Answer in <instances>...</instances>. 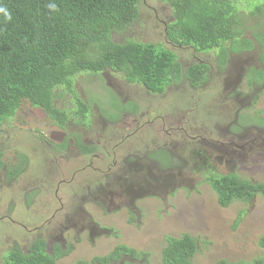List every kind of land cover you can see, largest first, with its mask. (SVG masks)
Listing matches in <instances>:
<instances>
[{"label": "rangeland", "instance_id": "obj_1", "mask_svg": "<svg viewBox=\"0 0 264 264\" xmlns=\"http://www.w3.org/2000/svg\"><path fill=\"white\" fill-rule=\"evenodd\" d=\"M241 3L246 23L241 27L243 37L252 40L253 47L232 52L230 63L220 67L211 58L216 49L210 51V56L209 52L196 51L193 46L180 47L165 40V26L172 18L168 2L139 0V20L128 31L113 33L115 41L130 38L162 42L175 50L181 66L202 60L212 63L207 85L193 91L189 90L190 82L182 79L175 81L164 95L157 96L148 94L142 84H127L111 70L98 75L84 73L77 78L76 88L83 99H86L83 90L86 82L90 99H97L111 116L118 113L116 106L120 100L133 99L140 107L139 115L144 117L140 126L130 122L138 118L121 114L111 120L101 109L103 117L97 103L90 102L95 109L94 113L90 112L93 130L74 123L62 128L28 100L22 102L14 116L0 124V151L7 164L13 167L20 161V154L28 159L18 179L9 180L6 173L0 179V215H11L16 222L8 218L0 220V264L12 245L18 243L25 249L39 236L47 240L50 249L55 243L65 250L71 247L58 264L91 261L106 255L118 244L149 253L146 264H163L162 250L167 236L178 237L185 232L198 239L196 264L264 257V248L258 243L264 234L263 196L258 193L250 201H235L222 207L207 181L209 173L217 172L264 182V130L256 128H264V79L252 90L247 80L250 68H264L263 46L254 36L257 30L264 32V0H241ZM253 9L257 13L250 16ZM240 90L249 94H239ZM66 100L60 99L59 105ZM160 122L167 126L166 133ZM174 126L188 130L182 131L188 142L208 149L205 154L195 147L200 161L191 158L186 161L183 146L170 142ZM228 128L240 133L232 138L233 143L226 134ZM96 131L103 134L98 137L99 151L93 161L98 169L93 173L86 166L89 157L84 160L79 155L74 141L75 134L81 133L86 142H92ZM183 136L181 139L186 140ZM219 138L221 144L215 143ZM66 140L70 150L60 153L51 147ZM103 141H107L106 147ZM222 142L228 144L223 146ZM102 148L113 151L114 158L104 156ZM158 149L168 150L165 161L171 157V165L150 158ZM134 153L137 156L132 165L123 168V164H131L127 159ZM77 170L80 171L75 175ZM89 178L102 182L103 186L106 182L107 186L115 184L122 191L120 195L108 191L95 198L77 192L78 186ZM132 184L138 187L133 189ZM116 204L121 209L113 207ZM85 210L94 219L83 230H75L77 223L73 224L71 219L88 218ZM54 212L56 216L51 217ZM34 213L46 214L40 216L41 222L46 220L43 228L33 229L38 226L31 219ZM95 226L98 230L92 236ZM102 227L112 229L103 233ZM135 262L139 264L141 259L127 255L111 264Z\"/></svg>", "mask_w": 264, "mask_h": 264}, {"label": "trees", "instance_id": "obj_2", "mask_svg": "<svg viewBox=\"0 0 264 264\" xmlns=\"http://www.w3.org/2000/svg\"><path fill=\"white\" fill-rule=\"evenodd\" d=\"M165 1L171 6L172 13L164 32L168 43L180 47L190 45L196 51L209 52V55L211 50L216 49L215 55L210 56L220 67L229 64L231 51L252 49L253 41L243 37L241 29L246 24L241 0ZM50 5H55V8ZM138 6L139 0H0V9L5 10L0 11V124L14 116L22 102L28 100L35 107L42 108L62 128L68 123H74L87 130L92 129L93 115L90 112L94 113L95 109L90 102H96L99 114L102 109L104 116L111 120L126 112L130 119L138 118L136 125H141L144 117L139 115L140 107L133 99L125 102L120 100L116 106L118 113L111 116L97 99H90L85 82L84 100L76 88L77 78L84 73L98 75L111 70L129 85L142 84L146 92L153 96L164 95L175 81H179L175 79L182 73L185 75L182 79L190 82L189 90L195 91L207 85L212 65L208 61L181 66L175 50L168 49L162 42H142L130 38L114 40L113 33L128 31L139 20ZM255 13L257 10L253 9L250 16ZM7 14H10L11 19L7 18ZM260 32L257 30L254 36L263 46L261 60L264 67V32ZM263 79L264 68H250L247 73L249 89L252 90ZM243 92L249 94L243 90L239 94ZM114 95L118 97L116 93ZM65 98L66 102L59 105V100ZM159 125L166 133L165 123L160 122ZM174 129L175 133L169 135L170 142L183 146L186 161L190 158L195 162L200 161L196 157L198 152L195 147L205 154L208 149L192 144L186 138L181 139V128ZM96 133L103 134L100 131ZM75 137L83 153L95 149L84 143L81 133H76ZM68 145L69 141L66 140L59 145L51 144V147L66 150ZM121 149L125 150V147ZM166 151L158 149L152 153L154 158H150L162 159L164 163L167 162L165 166H169L171 157L165 161ZM135 158L132 156L127 161L132 163ZM19 159L10 167L0 151V179L3 173H6L9 180H16L22 175L28 159L22 154ZM129 166L123 164V168ZM209 174L207 181H210L222 207H228L235 201H250L258 193L264 198L262 181L243 179L235 173ZM78 187L80 192L94 198L103 196L105 189L122 191L115 184L90 185V189L87 186ZM130 195L133 196V193ZM258 243L264 248V234ZM197 251L198 239L195 236L187 232L178 237L167 236V244L162 250V263L196 264L194 256ZM68 252L58 243L50 249L47 240L39 236L30 243L28 249L18 243L12 245L4 256L3 264H58V257ZM125 254L139 257V264L148 263L150 256L147 252H138L121 244L109 254L95 257L91 262L79 260L74 264H111ZM213 264H264V257L238 261L220 259Z\"/></svg>", "mask_w": 264, "mask_h": 264}, {"label": "flooded vegetation", "instance_id": "obj_3", "mask_svg": "<svg viewBox=\"0 0 264 264\" xmlns=\"http://www.w3.org/2000/svg\"><path fill=\"white\" fill-rule=\"evenodd\" d=\"M231 53H232V51L229 53V57H228V61H229V63H230V55H231ZM198 62H200V61H195L194 63H198ZM188 65V64H187ZM184 66V65H183ZM108 71H110V70H108ZM108 71H106V72H108ZM182 77H185V75H184V73H182V75H180V77H178V78H176L175 80H182ZM236 80H238L237 78H236ZM122 115L123 116H126L127 118H128V116H129V114H126V112H124V113H122ZM138 115V113L137 114H135V116H137ZM132 118H136V117H132ZM235 120H236V123L238 124L239 122L237 121V118H235ZM130 122H135V121H133V120H130ZM137 122H139V119H138V121ZM226 134H229V137H230V141H231V143H233V141H232V138L234 137V138H237L238 137V135L240 134L236 129H234V130H230L229 128L227 129V132H226ZM99 136H101L100 134H98V133H95L94 134V137H93V141L92 142H86L85 140H84V143L86 144V145H91V146H94V150H92L90 153H83L82 152V150L79 148V146H78V144H77V142L75 141V145H76V147H78L77 148V150H78V153H79V155L85 160L86 159V156H88L89 158H88V164L86 165V166H88L91 170H90V172H95L98 168H97V166L95 165V164H93V161H94V157L97 155V152L99 151V146H98V137ZM250 136V133L249 134H247L246 135V137H249ZM222 140V138H219V142ZM250 140L248 139V140H246V142H245V144L246 143H248ZM103 143H105L104 144V147H106L105 145H106V143L107 142H105V141H103ZM70 146H68L67 147V149L66 150H70V148H69ZM231 148H232V144H231ZM57 149H59V150H55V151H57V152H64L65 150H63V149H61V148H57ZM103 149V152H102V154L104 155V156H108V157H111L112 156V158H114V152L113 151H110V150H108L107 148H102ZM68 152V151H67ZM75 155L77 156V153L75 152ZM133 156H137V154L136 153H134L133 154ZM206 160H207V158H206ZM130 165H132V163L130 164ZM80 170H77V172H76V174L75 175H77L78 174V172H79ZM89 172V173H90ZM86 174V173H85ZM81 175V174H80ZM97 184H101L102 186H103V184H102V182H98V181H95V180H93L92 178H89L87 181H85V182H83L82 184H80L79 186H87L89 189H90V185H97ZM105 186H107V182H106V184H105ZM136 187H138V186H136ZM135 187V188H136ZM135 188H133V189H135ZM76 191L77 192H80L79 191V189H76ZM128 191L130 192L131 190L130 189H128ZM106 192H108V190L107 189H105V190H103V192H102V194H105ZM116 194H119L120 195V193H121V190H116V191H114ZM55 193V192H54ZM55 195H56V193H55ZM84 197V196H83ZM78 207V206H77ZM113 207H115V208H117V209H121V207L119 206V204H116L115 206H113ZM87 213V214H86ZM41 215H46V214H44V213H42V214H39V213H34V214H32V216H31V219H32V221H33V224L34 225H38V226H35V227H33V229H41V228H43L44 227V223H45V221L46 220H44V221H42L41 222V219H40V216ZM84 215H86L88 218H85L84 219V216H83V218L82 219H79V220H77V219H71V222H73V224H76L73 228H75V230L76 229H80V230H83L93 219H94V217L93 216H91V215H89L88 216V210L86 211L85 210V214ZM56 216V214H55V212L52 214V216L51 217H55ZM6 219V218H8L12 223H16L15 222V219L11 216V215H7V216H5L4 217V215L3 214H1L0 215V220H4V219ZM48 220V219H47ZM24 226V225H23ZM25 227V226H24ZM62 229H65V227H61ZM111 229L112 228H110V227H102L101 228V230H102V232L103 233H110V231H111ZM98 230V226H95V227H93L92 228V230H91V232H92V236H94V234L93 233H95L96 231ZM62 235V238H63V234H61ZM56 244V243H55ZM54 244V245H55ZM119 245V244H118ZM117 245V246H118ZM126 245V244H125ZM30 246V245H29ZM28 246V247H29ZM28 247L27 248H25V249H28ZM54 247V246H53ZM63 250L64 251H70V249L69 250H65L64 248H63ZM136 250V249H135ZM67 253H64V254H62L61 256H59L58 257V260H60L61 258H63V257H65V255H66ZM127 255H131V254H125L124 256H127ZM131 256H133V255H131ZM135 257V256H134ZM137 258V257H136Z\"/></svg>", "mask_w": 264, "mask_h": 264}, {"label": "clouds", "instance_id": "obj_4", "mask_svg": "<svg viewBox=\"0 0 264 264\" xmlns=\"http://www.w3.org/2000/svg\"><path fill=\"white\" fill-rule=\"evenodd\" d=\"M50 7L55 8V5H50ZM0 11H5V10H4V9H0ZM7 18H8V19H11L10 14H7ZM245 50H247V49H241V51H245ZM174 127H175V126H174ZM256 128L259 129L260 131H263V130H264V128H259V127H256ZM183 130L188 131L187 129H185V127H181V133H180L181 136H183V134H182V131H183ZM183 137H184V136H183ZM184 138H185V137H184ZM105 142H107V141H105ZM214 142H216L217 144H221L220 142H217V140H214ZM104 144H105V143H104ZM104 144H103V145H104ZM223 144H224V143L222 142V145H223ZM132 185H133V187L135 188V185H134V184H132ZM128 195H130V194H128ZM130 196H131V195H130ZM119 245H121V244H119ZM119 245H118V246H119ZM123 245H125V244H123ZM114 249H115V248H114ZM114 249H113V250H114ZM113 250H112V251H113ZM112 251H110V252H112ZM110 252H109V253H110ZM109 253H107V254H109ZM107 254H106V255H107ZM96 257H101V256H96ZM123 257H124V256H123ZM123 257H122L121 259H123ZM94 258H95V257H94ZM94 258H93V259H94ZM138 258H139V257H138ZM93 259H92V260H93ZM121 259H119V260H114L113 262L120 261ZM92 260H91V261H92ZM84 261H86V260H84ZM91 261H87V262H91ZM57 263H58V260H57Z\"/></svg>", "mask_w": 264, "mask_h": 264}]
</instances>
